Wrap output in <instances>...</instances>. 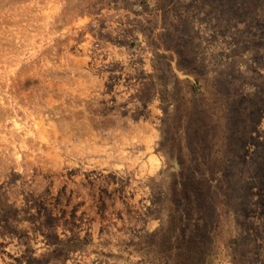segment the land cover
Instances as JSON below:
<instances>
[{
    "label": "rangeland",
    "instance_id": "rangeland-1",
    "mask_svg": "<svg viewBox=\"0 0 264 264\" xmlns=\"http://www.w3.org/2000/svg\"><path fill=\"white\" fill-rule=\"evenodd\" d=\"M0 264H264V0H0Z\"/></svg>",
    "mask_w": 264,
    "mask_h": 264
},
{
    "label": "trees",
    "instance_id": "trees-1",
    "mask_svg": "<svg viewBox=\"0 0 264 264\" xmlns=\"http://www.w3.org/2000/svg\"><path fill=\"white\" fill-rule=\"evenodd\" d=\"M75 241H78V242H80V240H79V239H77V240H75Z\"/></svg>",
    "mask_w": 264,
    "mask_h": 264
}]
</instances>
